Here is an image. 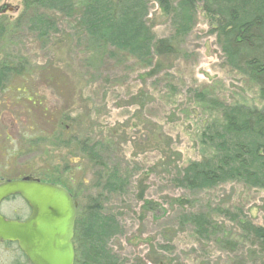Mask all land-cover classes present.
I'll use <instances>...</instances> for the list:
<instances>
[{
  "label": "rangeland",
  "instance_id": "obj_1",
  "mask_svg": "<svg viewBox=\"0 0 264 264\" xmlns=\"http://www.w3.org/2000/svg\"><path fill=\"white\" fill-rule=\"evenodd\" d=\"M75 1L72 17L49 13L57 30L46 39L27 29L24 15L0 47V63L20 65L0 91V178H59L78 211L97 198L102 213L121 229L108 243L121 264H264V250L231 214L240 211L264 226V190L239 182L187 190L173 181L189 161L212 153L200 134L220 113L208 98L264 107L258 86L225 64L200 5L191 31L173 38L169 15L158 0H147V23L157 44L145 63L90 41L77 23L85 0ZM6 4L12 10L3 13L4 20L12 27L22 0H0ZM61 116L65 138L95 142L107 169L119 168L127 179L123 192L96 186L107 169L88 161L75 144L59 145L63 133L51 132ZM2 212L14 216L28 208L14 198ZM192 212L204 213L215 225L208 236L180 221ZM0 264L28 263L14 246L0 245Z\"/></svg>",
  "mask_w": 264,
  "mask_h": 264
},
{
  "label": "trees",
  "instance_id": "obj_2",
  "mask_svg": "<svg viewBox=\"0 0 264 264\" xmlns=\"http://www.w3.org/2000/svg\"><path fill=\"white\" fill-rule=\"evenodd\" d=\"M158 2L170 17L173 38H182L191 31L196 7L200 5L225 64L254 82L264 102V0ZM75 10V0H22V11L12 27L0 14V47L7 33L19 26V18L24 15L26 17L22 22L27 29L38 38L46 39L57 30L56 22L49 13L72 17ZM148 15L147 0H85L77 23L93 43L126 52L147 63L157 44L147 23ZM165 47L168 49L169 45ZM19 71L20 65L0 63V91L9 75ZM207 101L220 113L218 120L206 123L200 134L201 142L210 147L212 153L181 167L173 179L174 183L187 190H204L226 182H239L264 190V107L230 105L212 98ZM65 118L61 116L54 121L51 132L52 135L60 130L63 133L60 138L57 136L59 145L75 144L78 152L88 161L107 169L102 151L95 142L71 135L64 137L68 131ZM40 180L59 183V178L43 177ZM95 185L107 193H121L125 190L127 179L114 166L108 168L105 175H98ZM222 210L223 214H229V211ZM231 214L241 231L264 250V226L252 223L240 211ZM180 221L192 225L201 237L208 236L215 228L209 217L201 212L181 214ZM120 233L115 218L102 213L100 201L97 198L87 199L82 210L77 208L72 239L74 264H121L120 258L108 245L109 240ZM224 242L232 246L235 244L231 240Z\"/></svg>",
  "mask_w": 264,
  "mask_h": 264
},
{
  "label": "water",
  "instance_id": "obj_3",
  "mask_svg": "<svg viewBox=\"0 0 264 264\" xmlns=\"http://www.w3.org/2000/svg\"><path fill=\"white\" fill-rule=\"evenodd\" d=\"M12 7L0 6V14ZM20 195L30 208L23 220L0 214V241H15L31 264H74L72 243L77 202L60 184L41 182L30 176L0 182V202Z\"/></svg>",
  "mask_w": 264,
  "mask_h": 264
},
{
  "label": "flooded vegetation",
  "instance_id": "obj_4",
  "mask_svg": "<svg viewBox=\"0 0 264 264\" xmlns=\"http://www.w3.org/2000/svg\"><path fill=\"white\" fill-rule=\"evenodd\" d=\"M0 181H3L2 178H0ZM14 198H20L24 203L25 205L27 206L28 208V213H19V214H16L14 216H10V215H7L5 214L4 212H2V208L4 207V205H6V203ZM3 206V207H2ZM0 214L7 218V219H10V220H18V221H23L25 220L29 214H30V208L29 206L27 205V203L19 196V195H12V196H9L7 198H5L4 200H2L0 202ZM0 245L3 246V247H8V246H14L16 251L18 252V255L21 256L23 258L24 261H26L28 264H31L28 259L26 258V256L23 254V252L20 250V248L18 247V244L17 242H14V241H0Z\"/></svg>",
  "mask_w": 264,
  "mask_h": 264
}]
</instances>
